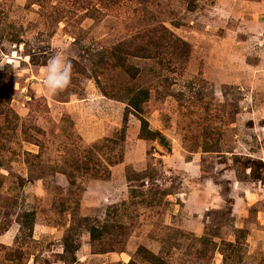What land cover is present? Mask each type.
I'll return each mask as SVG.
<instances>
[{"label": "rangeland", "instance_id": "rangeland-1", "mask_svg": "<svg viewBox=\"0 0 264 264\" xmlns=\"http://www.w3.org/2000/svg\"><path fill=\"white\" fill-rule=\"evenodd\" d=\"M140 247L264 264V0H0V264Z\"/></svg>", "mask_w": 264, "mask_h": 264}, {"label": "trees", "instance_id": "trees-1", "mask_svg": "<svg viewBox=\"0 0 264 264\" xmlns=\"http://www.w3.org/2000/svg\"><path fill=\"white\" fill-rule=\"evenodd\" d=\"M146 59H149V58H146ZM123 66L124 64L122 63L120 67H123ZM130 97L131 98L128 99L130 106L134 110L140 111L141 109L139 108V105L141 104V102L143 103V102L148 101L149 92L145 89H140V90L135 91ZM139 136L140 138L144 140H149V141L157 140L162 146H166V141L164 137L159 132L152 131L149 128L148 122L144 118L140 119ZM25 216L26 217L33 216V213L31 212L26 213ZM81 221L87 224L86 232L89 234L90 240L92 242L102 238L103 233L107 231V228H105L103 223L98 222L97 224H92L91 219H87V218L81 219ZM77 248L78 246L72 247V245L66 244V246H64V251L65 253L69 254L70 252L76 251ZM137 253L143 257V260L147 264H169L167 260H164L162 257L157 256L142 247L138 248ZM61 260L66 264H74L76 262V257L72 256L69 259L62 257ZM127 264H137V263L134 261H130Z\"/></svg>", "mask_w": 264, "mask_h": 264}]
</instances>
